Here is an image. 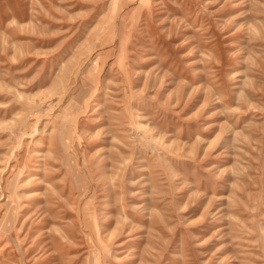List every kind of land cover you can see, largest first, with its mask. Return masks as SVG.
Segmentation results:
<instances>
[{
    "label": "rangeland",
    "instance_id": "374dc122",
    "mask_svg": "<svg viewBox=\"0 0 264 264\" xmlns=\"http://www.w3.org/2000/svg\"><path fill=\"white\" fill-rule=\"evenodd\" d=\"M0 264H264V0H0Z\"/></svg>",
    "mask_w": 264,
    "mask_h": 264
}]
</instances>
